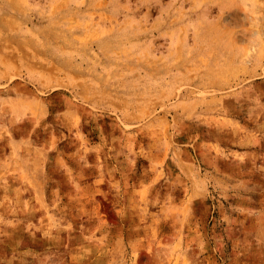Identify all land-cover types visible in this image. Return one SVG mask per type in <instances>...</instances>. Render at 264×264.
Segmentation results:
<instances>
[{
	"label": "rangeland",
	"instance_id": "1",
	"mask_svg": "<svg viewBox=\"0 0 264 264\" xmlns=\"http://www.w3.org/2000/svg\"><path fill=\"white\" fill-rule=\"evenodd\" d=\"M0 264H264V0H0Z\"/></svg>",
	"mask_w": 264,
	"mask_h": 264
}]
</instances>
